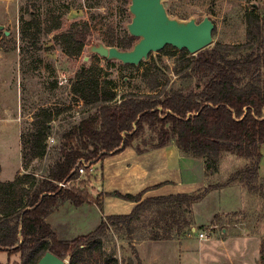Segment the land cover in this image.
I'll return each mask as SVG.
<instances>
[{
	"label": "trees",
	"instance_id": "16d2710c",
	"mask_svg": "<svg viewBox=\"0 0 264 264\" xmlns=\"http://www.w3.org/2000/svg\"><path fill=\"white\" fill-rule=\"evenodd\" d=\"M127 5L125 11H128ZM28 24L31 22L23 23L22 37L27 35ZM33 26L40 29V22L35 20ZM60 26L61 21L57 19L47 31ZM86 28L87 22H74L56 35L65 55L79 56L84 46L92 44L87 39ZM253 28V21L249 20L248 39L242 45L210 44L190 56L200 90H178L163 97L123 95L116 100L114 92H106L99 78V66L80 68L71 92L88 112L60 135L61 144L54 162L40 178L17 172L13 180L0 181V250L19 253V264H37L46 251L61 259L69 258L68 264H120L116 258L107 257L103 250L102 239L110 227L131 231L133 223L143 221L149 227L143 239L170 240L194 225L192 206L210 189L237 182L252 190L260 180V148L264 143V89L249 80L264 62V40L257 41ZM135 40L125 33L120 39L108 37L101 42L127 49ZM244 48L248 51L246 56L230 58L236 50ZM167 49L176 48L167 45L159 52ZM179 51L187 53L185 49ZM51 119V114L43 109L35 117L34 127L23 144L28 161L44 157ZM145 126L155 128L159 139L148 148L133 144ZM171 142L182 154L203 159L207 176L218 171L219 162L227 153L245 158L248 163L224 181L195 192L144 199L143 192L136 195L99 193L93 197L82 180L79 187L63 189L57 185L76 181L82 162L88 163L86 171H89L93 164L128 146L143 153ZM106 195L135 202V205L128 214L103 216L93 231L69 241L61 240L46 221L65 202L74 207L95 204L101 210V197Z\"/></svg>",
	"mask_w": 264,
	"mask_h": 264
},
{
	"label": "rangeland",
	"instance_id": "374dc122",
	"mask_svg": "<svg viewBox=\"0 0 264 264\" xmlns=\"http://www.w3.org/2000/svg\"><path fill=\"white\" fill-rule=\"evenodd\" d=\"M128 3L129 0H0V181L13 180L17 172L40 178L54 162L61 144L60 135L88 112L71 92L75 74L80 68L99 66V78L106 86V92H114L116 100H120L123 95L156 94L163 97L178 90H200L193 76L192 54L177 49L150 53L137 66L113 60L107 62L91 53L89 45L84 46L79 56L64 54L62 46L56 41V35L74 22H87L85 33L91 43L108 37L120 39L128 33L126 24L131 19L129 12L125 11ZM165 6L170 16L179 19L195 17L201 21L208 16L215 25L211 46L216 43H246L249 20L253 21L257 41L264 40V0H166ZM57 19L61 21L60 28L48 32L47 29ZM35 20L40 22V29L33 26ZM24 22H31L26 25V37H22L21 32ZM5 31L9 33L5 34ZM247 54L246 48L239 49L230 58L241 59ZM62 73L68 82L58 85V76ZM249 80L264 89V62L256 76ZM42 109L52 117L45 142L46 153L41 159L28 161V151L23 150V144L34 127L35 117ZM158 140L155 128L145 126L133 144L148 148ZM247 163L245 158L225 154L221 162L222 180L228 178L234 169L243 168ZM90 174L87 171L86 175H82L87 178L81 179L86 182L88 191ZM259 176L260 180L250 190L253 195L251 210L236 214L238 219L251 220L255 224L264 222V156ZM76 186L79 187L78 184ZM213 207L214 202L209 200L197 207V212L205 215ZM68 208L77 207L71 205ZM62 212L67 214L68 209L64 207ZM66 214L62 220L53 221L54 230L58 231L61 240L69 241L94 230L93 223L83 226L86 224L84 220L70 221L71 217ZM93 215L96 216L88 210L85 219L89 222L90 218H94ZM232 217L228 214L218 215L214 219L221 222L216 227L206 225L195 227L192 231L193 225L171 238L178 240L176 243L143 239L149 228L143 221L133 223L131 231L110 227L102 239V246L105 255L116 258L120 264H181V236L188 239L185 243L189 244V249H186L194 252L196 243L201 241L198 238L199 230L205 231L208 238L215 232L221 234V229L230 223ZM253 232L262 238L261 251L264 254V228H253ZM142 242L147 243L140 246ZM66 259L69 263V258ZM19 262V253L9 254L0 250V264ZM258 264H264L263 257Z\"/></svg>",
	"mask_w": 264,
	"mask_h": 264
},
{
	"label": "crops",
	"instance_id": "0c3cea01",
	"mask_svg": "<svg viewBox=\"0 0 264 264\" xmlns=\"http://www.w3.org/2000/svg\"><path fill=\"white\" fill-rule=\"evenodd\" d=\"M260 151L262 161L264 143ZM223 160L224 156L220 160L218 171L207 176L204 160L182 154L174 142L143 153H137L134 147L128 146L92 165L89 193L93 197H97L99 193L120 192L136 195L143 192L142 199L176 193H191L203 189L209 184L213 185L224 181L221 172ZM101 198V210L95 204L86 203L69 209L68 207L72 204L65 202L53 211L46 221L54 230L53 221L55 219L62 220L65 217L66 213L62 212L65 207L68 209L66 215L71 217L70 221L84 220L86 224L83 226L93 223L95 229L103 216L128 214L135 205V202L112 195ZM252 199L251 191L237 182L210 189L200 201L192 206L194 227L191 230L206 225L216 227L221 220L214 222L215 215L228 214L234 217L230 219V223H227L226 227L222 226L224 228L221 229V234L215 232L208 239L199 241V244L196 243L197 249L194 252L186 249H189V244L185 243L188 239L181 236L179 242L181 243L179 253L181 264H258L259 259L264 258L263 251H261L262 238L252 231L253 228H264V222L255 224L251 220L242 221L236 216L238 213L251 210ZM209 200L214 202V207L205 215L198 213L197 207ZM88 210L96 215H93L94 218H90L89 222L85 219ZM54 231L58 235V231ZM168 241L176 243L178 240ZM145 243L147 242H142L139 245ZM199 245L201 246L198 247Z\"/></svg>",
	"mask_w": 264,
	"mask_h": 264
},
{
	"label": "water",
	"instance_id": "95a60500",
	"mask_svg": "<svg viewBox=\"0 0 264 264\" xmlns=\"http://www.w3.org/2000/svg\"><path fill=\"white\" fill-rule=\"evenodd\" d=\"M165 1L129 0L127 9L131 19L126 24V30L136 38L130 48L108 46L100 41L89 44L88 50L106 60L137 66L150 53L159 52L167 45L195 54L212 43L215 25L208 16L201 21L195 17H172L167 12ZM8 33L5 31V34ZM37 264H68V260L46 251Z\"/></svg>",
	"mask_w": 264,
	"mask_h": 264
},
{
	"label": "built area",
	"instance_id": "2783aa9c",
	"mask_svg": "<svg viewBox=\"0 0 264 264\" xmlns=\"http://www.w3.org/2000/svg\"><path fill=\"white\" fill-rule=\"evenodd\" d=\"M68 82L67 77L64 73L60 74V76H58V80L57 83L58 85H65ZM88 166V163L82 162L79 166H78V173H79V178L74 181V182H58L57 185L60 188H71L73 186L76 187V185H79V181H81V179H85L87 177H82V175H86L87 171H86V167ZM92 172V166L89 169V173ZM91 175V174H90ZM78 182V183H77ZM198 238L201 240H206L208 239V234L203 231V230H199L198 231Z\"/></svg>",
	"mask_w": 264,
	"mask_h": 264
}]
</instances>
